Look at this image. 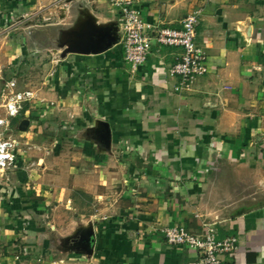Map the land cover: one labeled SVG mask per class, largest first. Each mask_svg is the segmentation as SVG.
<instances>
[{
  "label": "crops",
  "instance_id": "obj_1",
  "mask_svg": "<svg viewBox=\"0 0 264 264\" xmlns=\"http://www.w3.org/2000/svg\"><path fill=\"white\" fill-rule=\"evenodd\" d=\"M132 1L157 28L198 12L207 74L177 92L182 50L157 43L144 65L127 64L106 0H0V24L49 21L32 29L31 52L61 53L6 134L19 149L0 170V264H199L162 230L206 225L238 239L222 264H264V205L245 204L261 200L247 186L264 184V0ZM6 41L0 72L22 54Z\"/></svg>",
  "mask_w": 264,
  "mask_h": 264
},
{
  "label": "built area",
  "instance_id": "obj_2",
  "mask_svg": "<svg viewBox=\"0 0 264 264\" xmlns=\"http://www.w3.org/2000/svg\"><path fill=\"white\" fill-rule=\"evenodd\" d=\"M118 8L124 30V60L137 69L144 65L152 46L178 47L182 50L181 60L171 67L170 74L180 79L176 91L189 87L194 79L208 72V58L203 48L196 44L199 13L193 12L182 21V29L153 27L147 24L132 0H106ZM16 81L8 82L3 90V112H0V170L8 171L16 165L19 142L6 136L10 121L17 118L24 104L34 98V93L24 89L14 91ZM9 89V93L7 92ZM203 235L192 234L176 226L162 230L166 242L172 247H185L199 254V264H222L221 256L230 255L237 249L235 237L219 239L212 225H206Z\"/></svg>",
  "mask_w": 264,
  "mask_h": 264
},
{
  "label": "rangeland",
  "instance_id": "obj_3",
  "mask_svg": "<svg viewBox=\"0 0 264 264\" xmlns=\"http://www.w3.org/2000/svg\"><path fill=\"white\" fill-rule=\"evenodd\" d=\"M32 18H35V17L32 15ZM56 18L58 19V15L56 16ZM48 22H47L46 17H41V16L40 17L37 16L36 22H34V19L32 22L31 14L29 13V14H23L21 17L15 20H13L12 17H9L3 20L2 24H0V38L4 37L7 41H11V43L13 42L18 43L19 45L22 46L21 47L22 54L19 57L18 62L16 63L15 69L11 66H7V68L2 69V71L0 72L1 76L3 77L1 81L3 82L5 81L2 88L0 87L1 88L0 89V104L2 102V105H3L2 94L8 82L16 81L15 82L16 87L13 89L16 92L22 91L24 89L30 90L29 88H33L37 84H41L45 82L46 77H48L47 76L48 73H50L51 71L50 69H46L47 62H49L51 59L52 60L55 59L56 61L60 59L61 53L58 54L55 52L54 56H52L51 53L47 52L45 49L40 50V52H37V53L34 52V50H32L31 52V47L29 45L30 44L29 37L31 35L32 29H34L33 31H36V29L38 31H41L39 32L40 35H43L42 33L46 32L45 28ZM54 35L56 38H60L61 36H63L61 31H56ZM7 41H6V44H8ZM44 45L45 43H42L43 47H45ZM52 45L55 49H57L58 47L60 48V46L62 45L61 38L60 40L56 39L55 42H52ZM8 91L9 89H7V92ZM0 112H3V109L2 111L0 110ZM11 121H10V125H11ZM20 121H21V117H18L16 121L12 123V125L9 127L6 134H11L13 131L15 132L18 129V124ZM262 174H263V180H264V170L262 171ZM245 176L246 178H248V173ZM233 188H236V187H233ZM247 193L249 194L256 193V194L261 195V200L259 202L245 203L247 207H252L257 204L264 205V184H262L261 186H253V185L247 186ZM87 202L88 200L85 201V203Z\"/></svg>",
  "mask_w": 264,
  "mask_h": 264
},
{
  "label": "trees",
  "instance_id": "obj_4",
  "mask_svg": "<svg viewBox=\"0 0 264 264\" xmlns=\"http://www.w3.org/2000/svg\"><path fill=\"white\" fill-rule=\"evenodd\" d=\"M18 117H19V116H18ZM18 117H17V118H18ZM17 118H16V119H17ZM16 119H14V120H16ZM14 120H13V121H14Z\"/></svg>",
  "mask_w": 264,
  "mask_h": 264
}]
</instances>
